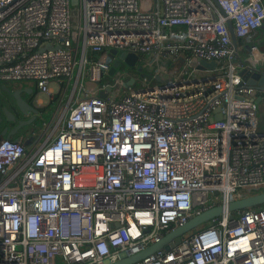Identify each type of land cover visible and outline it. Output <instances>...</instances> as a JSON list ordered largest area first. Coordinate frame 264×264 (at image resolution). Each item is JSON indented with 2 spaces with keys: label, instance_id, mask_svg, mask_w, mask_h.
I'll use <instances>...</instances> for the list:
<instances>
[{
  "label": "built area",
  "instance_id": "obj_1",
  "mask_svg": "<svg viewBox=\"0 0 264 264\" xmlns=\"http://www.w3.org/2000/svg\"><path fill=\"white\" fill-rule=\"evenodd\" d=\"M217 2L224 15L212 0H0V82L58 102L26 133L42 142L0 140V264L112 263L264 191V134L226 23L264 61V4ZM132 264H264V203Z\"/></svg>",
  "mask_w": 264,
  "mask_h": 264
},
{
  "label": "water",
  "instance_id": "obj_2",
  "mask_svg": "<svg viewBox=\"0 0 264 264\" xmlns=\"http://www.w3.org/2000/svg\"><path fill=\"white\" fill-rule=\"evenodd\" d=\"M212 1L219 8V11L224 15V12L221 9L220 5L218 4L217 0H212ZM70 3L74 5L76 3V0H70ZM226 23L230 33L232 45L234 49L238 51V39L235 36L232 23L229 19L226 20ZM180 61L183 62L184 58L180 57ZM241 63H242V67L239 68L238 74L241 76L242 80L245 81L246 86L252 89L250 94L254 98V103L256 104V106H258L259 104L264 103V61L256 62L246 58V59H241ZM190 65L198 69H213L216 66V63L214 61H206L203 59H199V60L191 59ZM0 89L5 93L9 94V98L7 102L0 100V110L3 112L5 119L7 121L14 120L13 111L10 110L8 107V104L9 103L11 104V102L13 104V107L21 114H28L29 112L32 113V116L29 119L20 120L11 129H8V127H4L0 131V135L4 136L5 138H12L13 140H19L21 139V136H16V133H18V131L23 126L33 122V119L37 114L36 105L30 102L29 99H25L22 96L23 92L27 95L32 96L33 89L31 87H27L24 89L10 90L3 83H0ZM99 96L103 97L104 93L102 91L99 92ZM217 117H219V115L215 116V118ZM1 119L2 117L0 115V121ZM260 132L264 134V129L260 130ZM40 137L41 135L38 136L37 138H34L32 135H29L27 138L23 139L22 142L24 143V145H29L31 142L38 140ZM263 203H264V191H258L252 194L245 195L238 199L229 201L225 207L222 205H216L207 208L202 212L190 217L183 224L168 231L158 241L149 244L144 249L123 256L122 258L118 259L115 262L106 263V264H132L157 250H164V251L169 250L180 242L182 235L196 229L201 224L206 223L210 219L218 217L224 211L225 208L227 211H236L240 209L260 206Z\"/></svg>",
  "mask_w": 264,
  "mask_h": 264
},
{
  "label": "rangeland",
  "instance_id": "obj_3",
  "mask_svg": "<svg viewBox=\"0 0 264 264\" xmlns=\"http://www.w3.org/2000/svg\"><path fill=\"white\" fill-rule=\"evenodd\" d=\"M158 78V76H156ZM147 82H151V80H148ZM0 83H3L4 85H6V87H8L10 90H14V89H24L27 87H31L33 89L32 95H34V99L33 102L35 103L37 108H41V115L40 117L37 119V121L35 123L26 125L23 130L26 129H30L32 127V129L34 130V133L37 134L39 133L40 130H42L43 128V123L45 121H47L50 116L53 114V112L57 109V105L58 102L57 100H53L50 101L49 96L46 94H42V93H36V87L34 85V83L30 82V81H24V80H19V81H2ZM138 85H140V83H138ZM54 88V90H56V86H52ZM4 91H2L0 89V100L7 102L9 96L6 95L5 93H3ZM22 96L27 99L30 95L25 94L24 92L22 93ZM66 97V95H64V98ZM39 99L40 103L36 100ZM41 104V105H40ZM264 104V103H263ZM260 104L258 105V114H257V127L260 130H263L264 128V106H262V112L259 111L260 109ZM45 136H41V139H44ZM255 190H252V192Z\"/></svg>",
  "mask_w": 264,
  "mask_h": 264
},
{
  "label": "flooded vegetation",
  "instance_id": "obj_4",
  "mask_svg": "<svg viewBox=\"0 0 264 264\" xmlns=\"http://www.w3.org/2000/svg\"><path fill=\"white\" fill-rule=\"evenodd\" d=\"M33 91V90H32ZM5 93V92H3ZM6 95L9 96L8 93H5ZM27 99H29L30 102H32L34 105L35 103L33 102V99H34V95L32 96H29ZM8 107L10 110L13 111V114H14V120L12 121H7L5 119V116L3 114V112L0 110V115L2 117L1 121H0V131L1 129H3L4 127H8V129H11L14 125H16L20 120H27L29 119L31 116H32V113H28V114H21L20 112H18L14 107H13V104L11 102V104L9 103L8 104ZM41 115V108H37V114L35 115V118L33 119V122H31L30 124L32 123H35L37 121V119L40 117ZM29 125V124H28ZM26 126V125H25ZM23 126L19 131L18 133H16V136H21V139H25V136H26V133L27 131H29V129H26V130H23V128L25 127ZM40 136V134L38 135Z\"/></svg>",
  "mask_w": 264,
  "mask_h": 264
},
{
  "label": "crops",
  "instance_id": "obj_5",
  "mask_svg": "<svg viewBox=\"0 0 264 264\" xmlns=\"http://www.w3.org/2000/svg\"><path fill=\"white\" fill-rule=\"evenodd\" d=\"M260 31H261V36L259 35L258 36V38H257V40L259 41V46H260V51H262V52H264V28H261L260 29ZM254 36V33L253 34H251L250 35V37H253ZM238 58L241 60V59H246V54H245V52H244V50L243 49H239L238 50ZM36 100L39 102L40 100L39 99H37L36 98ZM40 103V102H39ZM41 105V104H40ZM262 106H264V104L262 103V104H260V109H259V111L260 112H262L261 110H262ZM257 108H258V106H257ZM257 114H258V110H257ZM264 129V128H263ZM32 130V127L29 129V131H31ZM29 131H27V132H29ZM34 138H37V137H34ZM42 140L43 139H41V137L38 139V140H35L34 142H36L37 141V143H40V142H42Z\"/></svg>",
  "mask_w": 264,
  "mask_h": 264
},
{
  "label": "trees",
  "instance_id": "obj_6",
  "mask_svg": "<svg viewBox=\"0 0 264 264\" xmlns=\"http://www.w3.org/2000/svg\"><path fill=\"white\" fill-rule=\"evenodd\" d=\"M263 4H264V0H262ZM4 136L0 135V140L3 138Z\"/></svg>",
  "mask_w": 264,
  "mask_h": 264
}]
</instances>
